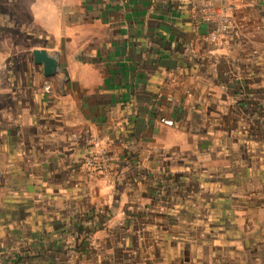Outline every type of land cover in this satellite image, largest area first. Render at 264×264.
<instances>
[{
    "label": "crops",
    "instance_id": "0c3cea01",
    "mask_svg": "<svg viewBox=\"0 0 264 264\" xmlns=\"http://www.w3.org/2000/svg\"><path fill=\"white\" fill-rule=\"evenodd\" d=\"M216 11L230 30L203 0H0V264H264L263 195L239 194L264 186V0Z\"/></svg>",
    "mask_w": 264,
    "mask_h": 264
},
{
    "label": "built area",
    "instance_id": "2783aa9c",
    "mask_svg": "<svg viewBox=\"0 0 264 264\" xmlns=\"http://www.w3.org/2000/svg\"><path fill=\"white\" fill-rule=\"evenodd\" d=\"M219 0H203L205 5L204 21L208 24H214L220 31L230 30L231 22L226 16H219L217 5ZM161 120L166 125H174V114L170 111L162 112ZM85 168H96L110 182L116 180V175L112 166V157L108 147L101 140L94 142V150L83 161ZM2 188V173L0 172V192Z\"/></svg>",
    "mask_w": 264,
    "mask_h": 264
},
{
    "label": "rangeland",
    "instance_id": "374dc122",
    "mask_svg": "<svg viewBox=\"0 0 264 264\" xmlns=\"http://www.w3.org/2000/svg\"><path fill=\"white\" fill-rule=\"evenodd\" d=\"M219 3V2H218ZM47 51V50H46ZM248 100H249V102L252 100V99H250L251 98V95H248ZM259 183L260 182H258L257 181V186H259ZM191 188V186H188L187 187V189H190ZM209 189V187H202L201 188V190H208ZM246 189L247 188H241L240 189V192H239V194L240 195H246V194H248V193H252V195H263V198H264V186H263V188L261 189H259V187H257V188H248V190H250L251 189V192H246ZM188 192V191H187ZM206 203H205V200H203V198L201 199V205H200V202L198 201V205H200V207H199V210H200V212L201 211H203V207H202V205H205ZM217 204H219V203H216V205ZM254 204H256V203H253L252 205H254ZM195 206H196V204H195ZM257 206L258 207H260V205L257 203ZM229 207H230V204H229ZM263 207H264V204H263ZM233 210V211H232ZM205 212H208V210H206L205 209ZM233 212L235 213V215H234V217H233V219H230V222H231V224H233L234 226H238V224L240 225V223H242V221H244L245 220V222H248V218H247V216H248V213H245V212H238V210L237 209H235V208H232L231 209V214H233ZM218 214L222 217V214L221 213H219L218 212ZM200 216V218H199V224H200V226L201 227H204V226H206L207 225V222H210V224L208 225L209 226V228H211V223L214 225V226H217V221H215V220H213L212 219V217H209L207 220L205 219V217H203V216H201V215H199ZM214 216H216V217H220V216H218V215H214ZM205 221H207V222H205ZM252 221H254V217H252ZM216 223V224H215ZM249 223V222H248ZM215 236H217L221 241H222V236L221 235H215ZM249 236H251V235H249ZM203 237H206V236H203ZM216 237V238H217ZM229 237L233 240V239H241V238H243L244 237V233H242V232H240L239 233V231H236V232H233V229L231 230V236H227V235H225V239L226 240H228L229 239ZM217 238V239H218Z\"/></svg>",
    "mask_w": 264,
    "mask_h": 264
},
{
    "label": "water",
    "instance_id": "95a60500",
    "mask_svg": "<svg viewBox=\"0 0 264 264\" xmlns=\"http://www.w3.org/2000/svg\"><path fill=\"white\" fill-rule=\"evenodd\" d=\"M34 55L36 64L44 66L46 76L53 77L60 73V63L54 55L45 50H36Z\"/></svg>",
    "mask_w": 264,
    "mask_h": 264
}]
</instances>
